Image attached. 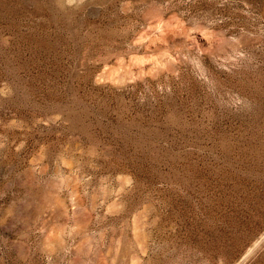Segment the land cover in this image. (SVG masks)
<instances>
[{"label": "rangeland", "instance_id": "1", "mask_svg": "<svg viewBox=\"0 0 264 264\" xmlns=\"http://www.w3.org/2000/svg\"><path fill=\"white\" fill-rule=\"evenodd\" d=\"M0 264H264V0H0Z\"/></svg>", "mask_w": 264, "mask_h": 264}]
</instances>
